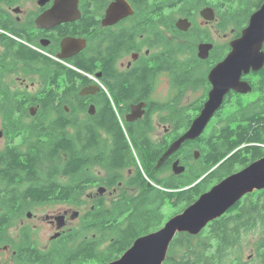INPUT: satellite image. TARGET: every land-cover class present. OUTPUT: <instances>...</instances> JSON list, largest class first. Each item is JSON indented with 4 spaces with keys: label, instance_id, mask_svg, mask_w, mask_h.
Instances as JSON below:
<instances>
[{
    "label": "flooded vegetation",
    "instance_id": "1",
    "mask_svg": "<svg viewBox=\"0 0 264 264\" xmlns=\"http://www.w3.org/2000/svg\"><path fill=\"white\" fill-rule=\"evenodd\" d=\"M114 1L0 0V138L7 140L0 150V156L7 150L26 153L37 141H50L53 129L61 130L69 140L70 130L74 132L81 126V163H92L91 167L84 168L88 183H84L81 190L70 191L66 188L70 177L65 170L69 153L64 148H58L51 163H57L58 169L53 178L63 188L51 193L56 198L31 209L48 205L56 208L48 212L50 214L39 217L32 227L23 225L22 219H34L30 209L26 211L30 215L25 212L18 219V225L8 226H18L20 232L14 242L4 236L0 240V246L6 252L0 256V264H81L80 254L76 259L68 258L81 246V226L71 227L74 222L81 220V213L68 207L67 197L81 195L90 198L95 196L92 193L95 190L96 195H99L95 206L100 211L106 203L104 198L128 197L134 187L141 188L132 182L141 180L142 175L149 181L165 180L166 159L161 162L160 158L168 148L166 146L180 136V116H183L180 115L181 110L176 107L170 109L171 106L162 102L164 85L160 86V83L166 81L165 73L169 77L172 99H176L183 88L193 87L194 84L190 82L185 87L173 85V78L178 81L176 74L180 73L175 68L179 69L182 64L192 60L190 62L197 65L193 79L204 83L200 87L205 91L202 96L205 101L211 88L208 74L230 51V42L243 34L257 12V24L260 30L262 26L264 28V0H229L225 1L226 5L221 10L215 7L217 0H175L176 8L184 9L181 11L183 14L173 16V23L168 25L163 0H126L132 12L108 23L105 21L106 11ZM205 7L215 11L214 20L218 15L238 29L227 44L215 45L212 42L207 25L214 20L208 21L201 15ZM178 19H187L190 26L186 30L178 29ZM219 26H223V23ZM165 32L170 34V38L167 39ZM188 36L196 39L195 46L182 45V40ZM262 37L260 51L264 57V34ZM202 43L212 44L205 57L199 56V45ZM171 52L173 60L167 63L166 58L170 57ZM191 52L195 55L190 58L178 57ZM204 66L209 67L205 77L196 76ZM142 80L145 81V87ZM241 80L250 85V90L246 93L230 90L223 103L229 95L242 99V102L245 96L251 103L264 102V59L257 70L243 72ZM132 86L133 92L124 94ZM140 103H143L144 111L140 116H134L132 108ZM108 104L114 113L113 122L119 123L131 147V156L126 154L118 164L113 158L114 129L107 125L103 112L109 108ZM222 105L215 114L221 111ZM156 113L158 125L164 129V133L170 130L168 134L173 135L169 142L164 137L156 143L149 137ZM169 115L177 116L175 123L165 120ZM210 125V131L214 132L213 123ZM34 129L36 135L23 136ZM39 132L47 133L48 136L42 138ZM177 132L179 135L173 139ZM12 133L15 139L9 142ZM55 138L62 139L63 136ZM202 139L203 135L198 142ZM196 140H187L182 146L195 145ZM148 144L158 150L148 157L149 160L144 159L145 153L140 152ZM179 155L174 158L169 156L171 170L172 163L180 159ZM92 167L97 169L94 179L87 173ZM193 167L197 168L198 163ZM123 187L125 190L118 193ZM23 191L19 189L15 193ZM140 192L129 195L133 198ZM229 210L225 215H230ZM41 224L53 231L46 242L32 233L41 228ZM249 224L250 230L260 236L257 231L259 221L254 220ZM105 226L109 228L112 225Z\"/></svg>",
    "mask_w": 264,
    "mask_h": 264
},
{
    "label": "trees",
    "instance_id": "2",
    "mask_svg": "<svg viewBox=\"0 0 264 264\" xmlns=\"http://www.w3.org/2000/svg\"><path fill=\"white\" fill-rule=\"evenodd\" d=\"M163 1L168 25L173 23V16L183 14L184 9L176 8L175 0ZM225 1L229 0H217L216 9L221 10L226 5ZM172 60L171 52L166 61L169 63ZM190 61L182 64L179 69L175 68L180 73L176 74L178 81L173 78V85L185 87L190 82L195 87L204 85L203 82L200 83L201 80L193 79V72L197 69V65ZM141 83L144 87L146 86L144 80ZM133 88L134 86L129 87L124 94H131ZM255 104L258 103L252 102L250 106ZM108 105L110 109L107 107L103 112L107 125L114 129L113 158L118 164L126 154L131 156V147L119 123L113 122L114 113L110 104ZM176 118V115H169L165 120L175 123ZM182 120L185 121V117H182ZM190 121L191 119L187 121V126ZM71 122H74L73 119ZM223 122L222 127L213 132L214 135L212 133L206 140L203 138V143L198 145L200 157L197 168L186 166L182 173H172L170 159L182 152V148L185 147L183 145L170 156L171 158L168 157L165 160L168 175L165 180L155 182L162 189L148 185L142 175L141 180L132 182L141 187L138 196L120 197L112 208H102L100 211L93 205L82 215L85 221L82 232H90L93 237L82 241L78 250L69 254L68 258L76 259L80 254L81 263L96 260L98 264H106L118 258L138 236L155 231L167 218L162 211L164 204L172 208L177 206L176 211H181L215 183L217 174L220 175L217 180L219 181L234 172L236 167H244L264 156V103H259L253 110L247 112L242 99H236L233 108L226 113ZM34 133L35 135L37 133L35 129L24 133L23 136L25 134L34 135ZM40 133L39 136L42 138L48 136L47 133ZM11 135L14 136L13 133ZM61 135L62 139H54V136L61 137ZM177 135H179L178 132L173 139ZM65 136L61 130L53 129L50 141L39 140L26 153L7 150L0 156V181L3 184L0 188V240L3 239V232L7 227L14 225L27 210L48 199L56 198L51 193L57 188H63L59 187L53 178L58 169L57 163H51L58 148H64L69 153L65 170L70 179L66 188L70 191L81 190L82 185L88 183L84 168L91 167L92 163L86 165L81 163V126L69 134V140ZM211 137L214 139L211 140ZM198 140L200 137L194 143ZM140 152L145 153L144 159L149 160L148 157L158 150H154L148 144L147 147L140 149ZM211 168L212 171L204 175ZM19 189L24 191L15 193ZM67 199L70 205L78 203L77 195H69ZM229 212L230 215L224 213L210 222L197 239L195 235L186 232L176 234L170 243L163 264H243L236 248L243 237L252 232L248 224L254 220L259 221L257 231L261 234L260 239L255 243L254 251L264 264V189L248 194L244 200H239L232 206ZM106 224L112 226L108 228ZM106 241L108 244L105 248L99 250V246Z\"/></svg>",
    "mask_w": 264,
    "mask_h": 264
},
{
    "label": "water",
    "instance_id": "3",
    "mask_svg": "<svg viewBox=\"0 0 264 264\" xmlns=\"http://www.w3.org/2000/svg\"><path fill=\"white\" fill-rule=\"evenodd\" d=\"M130 12L132 9L126 0H115L107 8L105 21L110 23ZM258 14L257 12L252 16L243 34L230 42L231 48L225 58L210 70L208 80L211 88L199 114L190 126L170 143L160 158L161 162L175 153L185 141L195 140L203 133L230 90L243 93L250 90V85L241 80V75L250 69L260 68L264 59L260 51L264 28L262 26L260 30V25L257 24ZM201 15L208 21L215 19V11L211 7L203 8ZM176 26L180 30H186L190 22L187 19H178ZM211 48V43H202L199 45V56L205 57ZM142 106L143 103L133 106L134 116L142 114ZM194 154L197 158L198 152L195 151ZM172 170L175 174H180L185 170V166L177 159L172 163ZM261 189H264V156L219 180L180 212L169 217L160 228L138 236L118 258L106 264H163L170 243L177 233L198 234L244 195ZM27 215L29 216L30 212Z\"/></svg>",
    "mask_w": 264,
    "mask_h": 264
},
{
    "label": "rangeland",
    "instance_id": "4",
    "mask_svg": "<svg viewBox=\"0 0 264 264\" xmlns=\"http://www.w3.org/2000/svg\"><path fill=\"white\" fill-rule=\"evenodd\" d=\"M215 2H217V1H215ZM197 18L199 19V17H197ZM220 23H223V26H219ZM207 28L209 29L210 37L212 38V42L215 43V45L227 44V41H229L230 38L234 37L235 32L238 31V29H235L231 24L227 23L224 19H221V17L218 15H217L216 20H214L212 23H209L207 25ZM165 36L167 37V39L170 38V34L167 32H165ZM182 41H183L182 45L187 46V47L196 45V39L192 38L190 36H188L187 38H185ZM193 55H195V53L191 52L188 54H182L180 56L178 55V57H180L181 59H187V58L192 57ZM208 68H209L208 66H204L201 70H199L197 72L196 76L205 77V74L207 73ZM168 78H169L168 75L165 73L166 81L160 83V86L164 85V92L161 94V98L164 99L162 102H165L166 106H171L170 109L176 107L178 110H181L180 115H183V116H180V121H181L180 129H179V134H180L186 129L185 127L187 126V121H189V119H192L198 113L197 107H200L202 105V103L204 101L203 100L204 97H202V96L204 95L205 91L202 87L188 86V87H185L181 90V95L179 97H177L176 99H172V89L170 88L171 85L168 82ZM244 99H245V101L243 100L244 109L247 112L253 110L256 106H258L259 103H261V102H257L258 104L250 106L251 102L248 101V98H246V96H245ZM235 102H236V99L234 98V96L229 95L227 100L223 103L221 111L219 110L215 114V116L212 118V121L210 123L211 124L213 123V127H215L214 132H216V129H220V127H222V125L224 124L223 119H225L226 112H228L230 109L233 108ZM262 103H264V102H262ZM156 115H157V113L154 116V119L152 122L153 127H152L151 132L149 133V137L152 141H155L156 143H158L160 141V139H164V137H165L166 142H169L173 135L168 134V132L170 130L167 132V134L164 133V129L158 125V117H156ZM182 117H185L186 120L183 121ZM210 123L206 126V128L202 134L203 138H205V140L213 133L212 132L213 130L210 131V128H209ZM169 126H170V128H172L171 125H169ZM0 127H1V117H0ZM72 132L73 131L70 130V133H72ZM214 134L215 133H213V135ZM13 139H15L14 136L10 135L9 142H13ZM211 140H213L212 137H211ZM16 141H18V139H16ZM203 141L204 140L202 139V141L195 143V145L193 144L190 147H183L182 148V150H181L182 152L180 153L179 157H180V159H182L183 163L187 167L188 166L193 167L194 165H196L198 163V159L200 157V150L198 148V145L202 144ZM5 144H7V140L4 137H1L0 138V150L4 148ZM193 150L198 151L197 159H195L194 156L192 155ZM237 168H239V167H236V170H237ZM96 172H97V169L95 168V170H94V168L92 167L89 169V171L87 173L89 174V177L94 179L96 177L95 176ZM167 175H168V173H166V176ZM219 178H220V175L217 174L214 181L217 182V180ZM145 179L147 180L146 177H145ZM59 180H61V179H59ZM151 181H152V184L155 186L156 189H162V187L157 186L153 180H151ZM91 184H93V183H91ZM213 184H211V185H213ZM2 185L3 184L0 181V188L2 187ZM95 187L96 186L92 187V189L94 190ZM133 189H134L133 192L129 193L130 195H133V193L136 194V191L141 190V188H138V187H134ZM124 190H125V187L121 188L118 191V193L123 192ZM256 191H258V190H256ZM254 192H252V193H254ZM92 193H94L95 196L90 197V198L86 197V196L77 195V197H78L77 202L78 203L68 206L71 208H75L74 209L75 211H79L81 213V220L79 219L78 221L74 222L71 226L72 228H79L81 226V242L84 240H89V239H91V237H93L92 233H90V232H87V233L82 232V227L85 224V221L82 218V215L84 213H86L89 209H91V207H93V205H96V201L98 200V197H99V195H96L95 190ZM129 194H128V198H131V196ZM104 199L106 200V203L104 204V206H102V208H112L114 206V203L119 198L114 197L111 199V197H106ZM55 208H56V206L48 205V206L38 207L36 209L35 208L30 209V211H32L31 217H32V215H34V219H30V218L28 219L25 217L22 218L23 219V225L28 226V227H32L33 223H36L39 221V217H43L46 214H50L48 212L54 211ZM177 208H178L177 206L172 208L170 205L164 204L162 211L167 216V218L165 220H167L172 215L178 213L179 211H176ZM165 220L159 225L158 228H160L163 225ZM16 223L18 225L20 223V220H18ZM38 225H40V224H38ZM41 226H42L41 228H37V230L32 231V233H33L34 237L43 238L44 242H46L47 238L52 234L53 231L47 225L41 224ZM19 229H20V227L18 228V226H14L12 228H7L3 232L4 238L8 239L9 241L14 242V239L17 238V236L20 232ZM200 233L198 235H195L196 239L199 238ZM260 236H261V234H260ZM260 236L256 232H251L248 235H245L243 237L242 241L237 245L236 251L239 254V256H241V261L243 262V264H263L261 259L256 256L255 251H254L255 243L258 241ZM107 244H108V241H106L105 243H102L99 246V250L104 249ZM2 249H3V246H0V256H4L6 254V252H4ZM7 253H9V252H7ZM81 264H98V263L96 262V260H88V261L83 262Z\"/></svg>",
    "mask_w": 264,
    "mask_h": 264
},
{
    "label": "bare ground",
    "instance_id": "5",
    "mask_svg": "<svg viewBox=\"0 0 264 264\" xmlns=\"http://www.w3.org/2000/svg\"><path fill=\"white\" fill-rule=\"evenodd\" d=\"M209 170H212V168L209 169ZM204 175H205V174H204ZM217 182H218V181H217ZM217 182H215V183H217ZM215 183H214V184H215ZM214 184H213V185H214ZM204 228H205V227H204ZM204 228H203V229H204ZM203 229H202V230H203ZM202 230H201V231H202ZM201 231H200V232H201ZM200 232H199V233H200ZM199 233H198V234H199ZM198 234H196V235H198Z\"/></svg>",
    "mask_w": 264,
    "mask_h": 264
}]
</instances>
